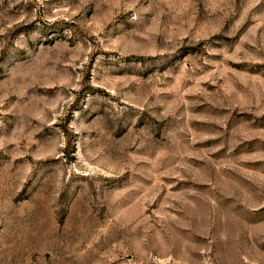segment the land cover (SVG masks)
I'll return each mask as SVG.
<instances>
[{"label":"rangeland","instance_id":"1","mask_svg":"<svg viewBox=\"0 0 264 264\" xmlns=\"http://www.w3.org/2000/svg\"><path fill=\"white\" fill-rule=\"evenodd\" d=\"M0 264H264V0H0Z\"/></svg>","mask_w":264,"mask_h":264}]
</instances>
